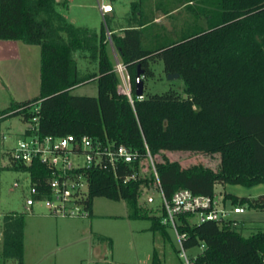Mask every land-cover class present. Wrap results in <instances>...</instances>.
Masks as SVG:
<instances>
[{
	"label": "trees",
	"instance_id": "obj_1",
	"mask_svg": "<svg viewBox=\"0 0 264 264\" xmlns=\"http://www.w3.org/2000/svg\"><path fill=\"white\" fill-rule=\"evenodd\" d=\"M209 1L211 8L203 9L209 27L177 41L146 47L145 23L140 24L142 28L125 29L123 35L114 33L115 50L131 76V100L118 90L120 75L103 34L98 44L87 35V29L68 22L57 10L58 4L67 7L66 2L0 0V40L41 46L40 95L10 106L0 120L21 115L29 121L38 115L42 136L90 135L138 152L134 168L139 175L126 183L125 177L133 172L128 165L121 167L119 177L110 169L87 171L89 215L95 197L126 199L137 209L140 187L155 182L153 172L144 170L148 150L162 157L156 167L168 197L180 188L213 195L217 184H264V0ZM81 48L95 52L92 56L99 60L98 72L81 76L73 57V51ZM157 59L164 61L166 73H180L186 97L174 90L150 96L144 93L142 99L136 95L139 69L145 81L154 75L150 62ZM92 79L98 81V96L72 94L74 88ZM166 151L220 153V167L215 170L198 164L184 168L170 160ZM12 168L29 171L40 180L48 173L39 162ZM225 198L264 210V195L253 198L227 193ZM161 219L154 218L153 228L165 232ZM181 219L188 223L187 217ZM2 229L0 258L4 264H22L24 224L10 213L4 215ZM182 230L189 234L187 247L206 245L200 256L203 264H262L264 230L244 237L237 229L215 221L187 224ZM153 263L159 264L156 256Z\"/></svg>",
	"mask_w": 264,
	"mask_h": 264
},
{
	"label": "rangeland",
	"instance_id": "obj_2",
	"mask_svg": "<svg viewBox=\"0 0 264 264\" xmlns=\"http://www.w3.org/2000/svg\"><path fill=\"white\" fill-rule=\"evenodd\" d=\"M110 1L114 11L106 20L101 15L96 0H69L67 7L58 4L57 10L68 22L87 29L89 33L85 31L86 34L95 37L98 44L103 34L114 63L115 55H119L114 43L109 40L107 27L113 32V40L115 34L124 33L125 27L119 29L120 27L145 23L144 45L149 48L177 41L189 32L209 27L203 12L206 7L211 8L209 0ZM93 54L95 52L87 48L73 51L81 76L98 72L99 60L93 58ZM10 57H0V116L10 106L40 95L41 46L23 42L19 44L17 55L11 54ZM150 68L154 75L145 78L146 96L171 90L182 97L187 96L184 79H170L162 59L151 61ZM120 79L122 82L121 75ZM72 94L98 96V81L92 79L85 82L74 88ZM27 127L28 123L21 115L0 120V226L3 224L4 215L10 213L16 214L17 219L24 224L25 248L22 264H154L155 256L159 264H184L178 254L174 231L170 227H165L167 232L153 228L154 218L164 215L163 198L156 183L151 186L143 184L140 187L137 209L126 199L95 197L91 216L53 218L74 233L63 236L62 227L54 235H45L43 231L38 233L33 223H38L39 220L25 210L30 197V173L12 168L10 160L11 150L24 137ZM165 154L170 160L180 162L184 168L200 164L216 170L221 163L220 153L166 151ZM154 157L156 161L162 160L160 155ZM147 166L148 164L144 167L145 171H149ZM215 193L219 198L227 193L255 198L264 195V184L252 187L217 184ZM35 208L36 211L47 212L44 204H37ZM134 212L139 216L132 217ZM237 219L239 225L236 229L244 237L264 230V210L247 207L245 213L237 215ZM193 220L198 221V218L194 217ZM92 224L94 231L91 239L78 237L77 232L88 230ZM0 264H4L1 258Z\"/></svg>",
	"mask_w": 264,
	"mask_h": 264
},
{
	"label": "built area",
	"instance_id": "obj_3",
	"mask_svg": "<svg viewBox=\"0 0 264 264\" xmlns=\"http://www.w3.org/2000/svg\"><path fill=\"white\" fill-rule=\"evenodd\" d=\"M101 15L106 17L114 11L110 0H96ZM109 40L113 43V32L107 27ZM115 68L121 75L122 82L118 87L120 93L132 100L131 76L124 63L115 55ZM142 99L144 96H138ZM39 111V106H35ZM28 127L24 137L10 152L12 167H30L36 162L47 167L48 173L43 180L34 179L30 174V197L27 199L25 210L27 214L34 213L37 204H44L49 215L61 218H78L89 215L87 199L89 195V169H110L119 177L121 167L128 165L133 172L125 177L124 182L136 179L139 171L134 168L138 152L124 144L117 145L109 139L90 135L76 136L68 134L62 137L42 136L39 128V116L27 121ZM147 169L152 171L155 182L163 198L164 215L161 222L170 227L178 242V254L184 264H203L200 256L206 250L205 244L189 248L187 231L182 227L187 224L196 225L206 221H215L230 228H237V215L246 212V205L232 203L225 196L217 194H195L189 188H180L168 197L161 185L156 167V159L148 150ZM29 172V171H28ZM30 173V172H29ZM18 186V183L15 184ZM15 216H17L15 214ZM187 217L188 223L182 221ZM194 217L198 221H194ZM191 251H195L192 252ZM264 264V253L261 255ZM229 264V263H228Z\"/></svg>",
	"mask_w": 264,
	"mask_h": 264
},
{
	"label": "crops",
	"instance_id": "obj_4",
	"mask_svg": "<svg viewBox=\"0 0 264 264\" xmlns=\"http://www.w3.org/2000/svg\"><path fill=\"white\" fill-rule=\"evenodd\" d=\"M57 1H58V3L66 2L67 6H68L69 0H57ZM128 26L132 27L131 25L126 24V26H122L119 29H123V27H125L124 28V30H125V29H127ZM137 27L142 28L144 26L139 25ZM113 29H117V28H113ZM114 32H116V31L114 30ZM119 35H123V34H119ZM21 43H23V42L18 41V40H0V57L4 58V59H6V58L9 59V58H11L10 57L11 54H14V56L17 55V51L19 50V44H21ZM20 49H21V47H20ZM0 81H1V77H0ZM32 214H33V216H35L37 218V220H39L38 223H33V225H34V227H36V230L38 231V233L43 231V233L45 235H51V234L54 235V232L58 233L59 229H61V227L63 228V232H62L63 236H65L66 234L74 233V231L69 230L67 228V226L64 227V226H62L61 223H59L58 221L53 219V218H61V217H55V216L49 215L46 211H36L35 207H34V213H32ZM88 216H91V215H88ZM65 225H67V224H65ZM69 226H71V225H69ZM93 231L94 230H93V224H92L88 230L84 229L81 233L77 232V235H79L78 237H80L82 239H86V238L91 239L93 237L92 236ZM2 238H3V229H2V226H0V248H2ZM66 243H68V242H66ZM24 244H25V232H24Z\"/></svg>",
	"mask_w": 264,
	"mask_h": 264
},
{
	"label": "water",
	"instance_id": "obj_5",
	"mask_svg": "<svg viewBox=\"0 0 264 264\" xmlns=\"http://www.w3.org/2000/svg\"><path fill=\"white\" fill-rule=\"evenodd\" d=\"M180 73H170L169 78L174 79L180 77ZM143 70L139 69L136 78V95L137 96H144V89H145V81L143 79Z\"/></svg>",
	"mask_w": 264,
	"mask_h": 264
}]
</instances>
